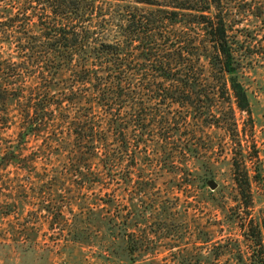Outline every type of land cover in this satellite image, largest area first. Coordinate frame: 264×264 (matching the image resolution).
I'll use <instances>...</instances> for the list:
<instances>
[{"label":"trees","instance_id":"trees-1","mask_svg":"<svg viewBox=\"0 0 264 264\" xmlns=\"http://www.w3.org/2000/svg\"><path fill=\"white\" fill-rule=\"evenodd\" d=\"M223 1L0 0V134L11 110L20 119L17 144L0 147V162L16 161L43 134L72 172L113 193L104 205L119 208L115 193L142 161L175 166L191 156L199 130L233 131L235 110L252 114L245 82L264 58V34L235 29ZM245 164L233 163L238 205L221 217L177 197L141 198L145 211L122 204L126 213L111 222L130 262L162 247L164 264H264V209L256 210Z\"/></svg>","mask_w":264,"mask_h":264},{"label":"rangeland","instance_id":"rangeland-1","mask_svg":"<svg viewBox=\"0 0 264 264\" xmlns=\"http://www.w3.org/2000/svg\"><path fill=\"white\" fill-rule=\"evenodd\" d=\"M223 2L235 29L247 28L262 39L264 29L256 15L264 0ZM252 67L245 82L251 116L235 110L236 126L231 132L199 130L191 156H180L175 166L167 157L145 167L146 161H142L131 186L115 193L119 208L116 203L104 205L100 199L108 201L113 193L91 184L93 176L85 171L72 172L64 152H58L43 134L29 138L16 161L0 162V264H133L121 228L111 222L118 212L126 213L123 205L130 211H145L147 205L141 198L147 201L154 195L161 201L177 197L182 207L221 217L222 207L238 205L233 172L236 159L246 163L256 210L264 209V58ZM10 114L12 123L0 134L3 149L18 141L20 119L14 110ZM150 177L153 181L147 182ZM136 181H146L138 195L132 192ZM211 184L216 185L215 190ZM150 233L155 241L162 237ZM167 255L162 247L149 248L135 264H164L161 259Z\"/></svg>","mask_w":264,"mask_h":264},{"label":"water","instance_id":"water-1","mask_svg":"<svg viewBox=\"0 0 264 264\" xmlns=\"http://www.w3.org/2000/svg\"><path fill=\"white\" fill-rule=\"evenodd\" d=\"M211 188H212L213 190H215V189H216V185H215V184H211Z\"/></svg>","mask_w":264,"mask_h":264}]
</instances>
